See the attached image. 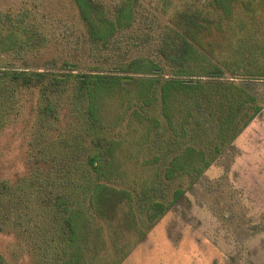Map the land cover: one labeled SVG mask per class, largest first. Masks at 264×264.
I'll return each mask as SVG.
<instances>
[{
    "label": "trees",
    "instance_id": "obj_1",
    "mask_svg": "<svg viewBox=\"0 0 264 264\" xmlns=\"http://www.w3.org/2000/svg\"><path fill=\"white\" fill-rule=\"evenodd\" d=\"M45 1L0 10V134L29 105L0 230L31 264H117L263 108L264 0H71L57 34Z\"/></svg>",
    "mask_w": 264,
    "mask_h": 264
},
{
    "label": "rangeland",
    "instance_id": "obj_2",
    "mask_svg": "<svg viewBox=\"0 0 264 264\" xmlns=\"http://www.w3.org/2000/svg\"><path fill=\"white\" fill-rule=\"evenodd\" d=\"M140 1L138 14L161 3ZM19 4L0 0V10ZM43 12L55 34L70 22L82 33L71 0H46ZM58 41L50 55L42 54L40 67L46 57L60 59L69 51L71 43ZM77 51L83 64L84 48ZM250 83L263 108L117 264H264V80ZM27 106L0 134V180L14 181L27 171ZM0 253L10 264H31L30 250L11 232L0 230Z\"/></svg>",
    "mask_w": 264,
    "mask_h": 264
},
{
    "label": "water",
    "instance_id": "obj_3",
    "mask_svg": "<svg viewBox=\"0 0 264 264\" xmlns=\"http://www.w3.org/2000/svg\"><path fill=\"white\" fill-rule=\"evenodd\" d=\"M124 79H127V78H124Z\"/></svg>",
    "mask_w": 264,
    "mask_h": 264
}]
</instances>
